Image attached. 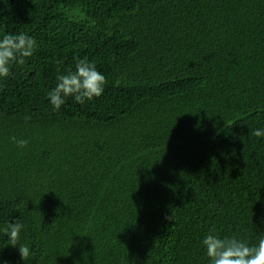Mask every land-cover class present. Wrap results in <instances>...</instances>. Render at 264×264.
Listing matches in <instances>:
<instances>
[{"label": "trees", "instance_id": "16d2710c", "mask_svg": "<svg viewBox=\"0 0 264 264\" xmlns=\"http://www.w3.org/2000/svg\"><path fill=\"white\" fill-rule=\"evenodd\" d=\"M18 33L37 48L0 78V230L34 255L0 231V264H210V230L264 237V0H0ZM85 57L103 94L53 110Z\"/></svg>", "mask_w": 264, "mask_h": 264}, {"label": "clouds", "instance_id": "9594fccd", "mask_svg": "<svg viewBox=\"0 0 264 264\" xmlns=\"http://www.w3.org/2000/svg\"><path fill=\"white\" fill-rule=\"evenodd\" d=\"M36 48L35 38L26 33L5 34L0 38V78H8L12 74L11 66L23 65L26 59L34 54ZM56 80V87L48 93L55 111L60 110L68 97H73L78 104L100 97L106 84V77L87 57L76 58L75 71L69 70L67 74L58 75ZM30 119L31 117H25V121ZM251 134L261 137L264 136V131L257 129ZM11 139L20 148L26 147L29 143L28 140L16 137ZM23 227L22 222L16 220L0 231L7 237L8 246L18 248L21 259L25 261L34 253L30 252L27 245L18 246ZM202 245L210 264H264V237H260L255 244H249L234 236L221 238L214 234V230H210L202 240Z\"/></svg>", "mask_w": 264, "mask_h": 264}]
</instances>
